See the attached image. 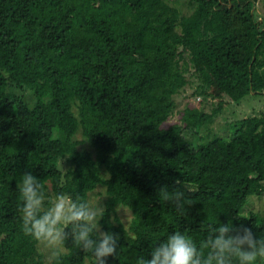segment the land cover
Returning a JSON list of instances; mask_svg holds the SVG:
<instances>
[{"label":"trees","instance_id":"16d2710c","mask_svg":"<svg viewBox=\"0 0 264 264\" xmlns=\"http://www.w3.org/2000/svg\"><path fill=\"white\" fill-rule=\"evenodd\" d=\"M259 1L0 0V264H45L22 227L29 172L47 205L61 193L90 203L105 188L99 227L119 236L106 264L151 259L176 231L199 248L229 222L264 238V213H244L264 195V114L195 147L184 138L225 106L264 95ZM187 88L215 108L187 106L166 127ZM165 187L188 190L184 215L161 201ZM119 206L132 214L128 227ZM63 247L52 264H95L71 236Z\"/></svg>","mask_w":264,"mask_h":264},{"label":"clouds","instance_id":"9594fccd","mask_svg":"<svg viewBox=\"0 0 264 264\" xmlns=\"http://www.w3.org/2000/svg\"><path fill=\"white\" fill-rule=\"evenodd\" d=\"M175 183L179 185L180 181ZM43 187L30 172L22 176L19 192L25 235L51 249L62 247L71 236L76 246L94 256L95 264H106V258L117 255L119 236L99 227L103 207L61 193L45 208ZM186 191L182 187L169 192L165 187L159 196L161 201L171 202L182 216L190 205ZM69 228L70 233L66 232ZM150 254L151 259L141 256L136 264H258L264 261V238L256 239L251 229L243 226L237 229L229 222L211 227L199 248L189 236L176 231L159 242Z\"/></svg>","mask_w":264,"mask_h":264},{"label":"rangeland","instance_id":"374dc122","mask_svg":"<svg viewBox=\"0 0 264 264\" xmlns=\"http://www.w3.org/2000/svg\"><path fill=\"white\" fill-rule=\"evenodd\" d=\"M257 9L259 13L264 16V0H260L258 2ZM192 92L193 91L191 88H187L186 91L182 92L176 98V114L166 123V127L171 124L180 122L181 114H183L184 109L187 106L192 108H200L207 113H211L213 108H215L216 101L213 100L204 102L202 101L203 104L199 105V99H195L192 96ZM257 114H264V95H251L246 97L240 103H232L225 106L223 111L214 119V121L209 126L202 127L200 131H187L184 133V138L186 139L188 144H190L192 147H195L200 139H202L203 143H207L216 136L228 137L233 133V126L237 121ZM77 138L79 141H83L81 145L82 148L88 150L91 149L89 144L84 141L81 133L78 134ZM106 199V190L102 186H99L90 194V204L93 205L99 204L101 207L105 208ZM53 200L54 198L51 199V201ZM47 202L48 199H45V208L51 206V204L47 205ZM249 212L264 213V195L261 198L252 197L250 199L244 209L245 214ZM117 217L126 227L129 226L132 220L131 212L127 208L122 206H119L117 208ZM39 249L43 255L45 264H52L55 256L66 251L63 246L58 249H51L42 243H40Z\"/></svg>","mask_w":264,"mask_h":264}]
</instances>
